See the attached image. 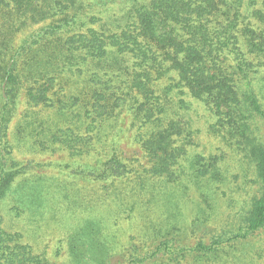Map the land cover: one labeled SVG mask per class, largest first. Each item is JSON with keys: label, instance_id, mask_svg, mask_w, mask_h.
Here are the masks:
<instances>
[{"label": "trees", "instance_id": "16d2710c", "mask_svg": "<svg viewBox=\"0 0 264 264\" xmlns=\"http://www.w3.org/2000/svg\"><path fill=\"white\" fill-rule=\"evenodd\" d=\"M194 102L210 114L209 132L246 163L251 183L235 221L204 230L208 241L193 247L212 261L264 232V0H0V200L12 197L19 215L29 213L26 196L45 204L49 186L63 191L61 181L42 176L17 186L30 168L14 155L24 144L32 151L58 145L81 157L86 167L68 165L70 173L107 186L108 199L131 212L141 195L174 206L191 190L206 205L199 219L212 220L241 176L229 173L224 151L193 150L200 132ZM21 103L28 108L11 132ZM46 109L58 119H43ZM123 118L147 159L144 170L108 140ZM175 229L168 224L156 233ZM94 250L107 264L110 253ZM184 250L164 237L129 264H157L162 251L173 264ZM0 264H50L5 228L1 213Z\"/></svg>", "mask_w": 264, "mask_h": 264}, {"label": "rangeland", "instance_id": "374dc122", "mask_svg": "<svg viewBox=\"0 0 264 264\" xmlns=\"http://www.w3.org/2000/svg\"><path fill=\"white\" fill-rule=\"evenodd\" d=\"M38 27L39 25H36L30 27L26 33H19L16 36V44L28 32ZM77 86L79 85L72 83L73 90ZM76 93H80L79 90ZM192 106V116L200 131L193 150L206 155L221 154L224 151L228 154L226 162L230 168L229 173L241 176L238 181L231 182V190L220 200L212 220L206 222L199 219V195L191 190L188 200L179 193L174 206L167 205L164 198L149 202L147 195H141L142 200L138 199V210L131 212L119 206L120 200L108 199L107 186L96 185V181L70 173L68 165L86 167L79 161L81 157L71 155L68 150L60 149L58 145L55 150L32 151L27 145L17 144L15 157L30 168L26 174L17 178L20 183L17 185L16 181V185L20 187L23 185L21 181L35 180L36 177L42 176L48 181H61L63 191L49 186L51 196L45 204L26 196V201L22 204L29 208V213L23 215H19L16 209L12 208V197L0 200V213L5 228L20 234L23 242L30 244L35 253L40 254L50 264H99L94 249L110 253L107 264H129L132 254L138 255L146 251L150 254L156 251L164 237H170L176 245L186 248L182 254L187 256L181 257L177 262L173 261V264H264V232L253 235L248 242L245 241L246 243L236 249H223L212 261L205 258L200 260V252L193 251V247L201 238L208 241L209 237H201L204 230L219 228L221 231L235 221L232 215L247 197L251 183L246 177V163L209 132L208 125L212 119L205 107L198 102H194ZM26 108L28 106L25 103L19 105L10 125L11 132L16 131ZM75 109L68 108L66 112ZM41 114L43 119L49 122L56 121L59 116L54 109L42 110ZM77 118L70 119L75 121ZM61 122L64 123L62 120ZM119 122L117 128L120 131H117V136L111 135L108 140L112 139L111 142L116 144L118 151L128 162L144 170L148 165L147 159L134 138L130 119L123 118ZM200 206L206 208L205 204ZM168 224L176 226L170 235L156 233L158 228H165ZM83 242L87 243L82 247ZM168 257L169 253L162 251V254L155 258H159L157 264H168L172 261L168 260Z\"/></svg>", "mask_w": 264, "mask_h": 264}]
</instances>
